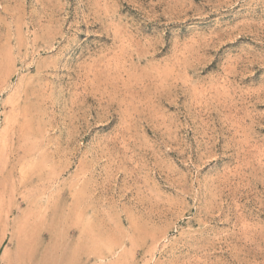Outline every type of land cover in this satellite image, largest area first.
Returning <instances> with one entry per match:
<instances>
[{"label": "rangeland", "instance_id": "1", "mask_svg": "<svg viewBox=\"0 0 264 264\" xmlns=\"http://www.w3.org/2000/svg\"><path fill=\"white\" fill-rule=\"evenodd\" d=\"M22 232L264 264V0H0V264Z\"/></svg>", "mask_w": 264, "mask_h": 264}, {"label": "bare ground", "instance_id": "2", "mask_svg": "<svg viewBox=\"0 0 264 264\" xmlns=\"http://www.w3.org/2000/svg\"><path fill=\"white\" fill-rule=\"evenodd\" d=\"M23 227L26 228L25 225ZM25 232L13 234L15 246L13 250H6L5 264H62L63 254H57L54 247L42 240L45 233L31 241Z\"/></svg>", "mask_w": 264, "mask_h": 264}]
</instances>
